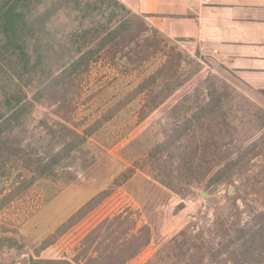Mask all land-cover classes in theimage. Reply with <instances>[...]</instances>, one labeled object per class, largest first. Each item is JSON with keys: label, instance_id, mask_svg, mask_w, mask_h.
I'll return each mask as SVG.
<instances>
[{"label": "rangeland", "instance_id": "rangeland-1", "mask_svg": "<svg viewBox=\"0 0 264 264\" xmlns=\"http://www.w3.org/2000/svg\"><path fill=\"white\" fill-rule=\"evenodd\" d=\"M50 1L41 0L38 7L54 11ZM106 9L104 15L95 12L76 21L60 8L47 28L55 38L100 23L117 28L116 8ZM131 13L124 38L119 36L87 68L79 69L68 89L36 101L37 82L23 87L25 99L35 106L23 125L0 141V264H102L145 226L151 230V242L125 264H156V255H165L173 238L186 229L191 234L205 231L234 187H243L238 180L234 186L207 187L208 178L200 182L197 176H187L183 164L193 155L198 163L202 155L208 160L199 170L208 169L209 176L215 170L212 161L223 144L217 143L221 141L215 129L202 136L195 118L201 102L208 100L213 77L233 87L192 44L166 39L150 29L144 17ZM140 22L147 25L142 34ZM138 35L148 40L140 47ZM153 75L157 80H151ZM233 91L239 97L231 94V106L225 107L237 110L230 118L237 148L243 149L264 132L257 127L264 116L259 119L258 108ZM184 97L188 102L177 109ZM70 130L82 140L74 142ZM156 151L159 154L149 160ZM40 163L47 166L44 174ZM253 163L256 168L251 166L244 177L250 206L237 201L243 221L248 220L249 207L260 209L264 202L252 191L264 188V152ZM100 192L55 231L77 206ZM204 241L215 246L218 239L205 231ZM171 262L168 258L158 264Z\"/></svg>", "mask_w": 264, "mask_h": 264}, {"label": "trees", "instance_id": "trees-1", "mask_svg": "<svg viewBox=\"0 0 264 264\" xmlns=\"http://www.w3.org/2000/svg\"><path fill=\"white\" fill-rule=\"evenodd\" d=\"M40 1L0 0L1 142H4L2 138L10 136L23 125L22 122L28 118L30 111L35 106L34 103L25 99L23 87L27 88L32 82H37L35 85L37 92L34 96L36 101L43 98L45 94L51 96L54 92L68 89L71 77L79 69L87 68L90 61L99 56L103 49L113 44L119 36L124 38L129 26L127 18L133 16L117 0H51L49 9L54 8V11L40 9L38 7ZM60 8L75 15L74 20L76 21L87 19L95 12L104 15L107 11L106 8H116V14L119 15L120 20L118 25H120L110 30L100 23L98 28H77L70 37L62 35L55 38L47 25L55 14L57 15ZM115 16L117 17V15ZM109 17L108 22L110 23L113 14L111 13ZM140 24V33L142 34L147 30V25L143 22ZM141 36L136 37L139 40L138 47H140V42L147 40ZM68 42H71L72 45L69 46ZM139 54L135 53L137 56ZM156 78L157 75H153L151 80L155 81ZM217 81L219 80L216 77L209 81L206 94L208 100L201 102L203 107L195 118L202 136H208L207 131L215 129L221 141L217 143L219 146L220 143L223 144V150L212 161L214 163L212 168L215 170L210 176L208 169L202 170V172L199 170V167L201 168L204 163H207L205 159L208 160L202 155L198 159V163L193 162L196 159V156L193 155L191 159L185 157L183 164L186 166L187 176H197L200 182L208 178L207 187L216 184L234 186L236 180L243 183V187L242 185L239 188L234 187L232 195L227 198L228 203L221 207L219 212H215L211 226L205 229L209 235L213 236L214 240L218 239L215 246L211 242L205 244L204 230L191 234L186 229L171 240V246L168 247L167 252L170 250L168 253L166 252L167 254L158 253L156 255V264L166 261L168 258L172 259L171 264H264V202L260 203V209L249 207L251 210L247 221H243V211H240V206L237 203L238 200H241L250 206L247 203L249 193H247L244 184V177L248 170H251V166L256 168L257 165H253V161L264 152V132L256 141L245 145L243 149L237 148L234 136L235 122L232 120L236 116L237 110L234 105L231 110L225 107L226 104L231 106V101L227 100V97L231 94L237 96V94L224 81H220L219 84ZM261 94L264 97V91ZM170 96H167L163 102ZM188 100L189 97H184L176 108L184 106ZM161 104L162 101L155 105L156 107L152 106L151 109H155ZM198 104L200 103L197 102L196 105ZM185 108L189 110V107L185 106ZM257 110L260 114L259 119H262L264 112L260 109ZM231 115H233L232 119ZM257 127L258 131L264 129V122L262 121V124ZM68 134L76 143L78 139L82 140L81 135L75 134L71 130L68 131ZM63 135L67 136V134ZM177 138V140L180 138L178 130ZM238 139L243 143V140ZM66 145L72 147L69 142ZM211 145L216 146V143L213 142ZM194 150L197 151L195 147ZM157 154H159L158 151L150 156L149 160L154 159ZM39 166H41L39 172L44 174L47 166L42 163ZM252 191L257 192L258 197L264 198V188L260 190L255 188ZM101 193L82 205L55 231L65 226L79 210L90 204ZM141 230L139 231L141 235H133L130 239L122 241L123 244L127 242L125 248L115 254L111 252L104 261H101L102 264H125L126 261L135 258L151 242L150 228L145 226Z\"/></svg>", "mask_w": 264, "mask_h": 264}, {"label": "crops", "instance_id": "crops-1", "mask_svg": "<svg viewBox=\"0 0 264 264\" xmlns=\"http://www.w3.org/2000/svg\"><path fill=\"white\" fill-rule=\"evenodd\" d=\"M118 1L166 39L192 44L245 102L264 111V0Z\"/></svg>", "mask_w": 264, "mask_h": 264}, {"label": "built area", "instance_id": "built-area-1", "mask_svg": "<svg viewBox=\"0 0 264 264\" xmlns=\"http://www.w3.org/2000/svg\"><path fill=\"white\" fill-rule=\"evenodd\" d=\"M206 1H208V0H206Z\"/></svg>", "mask_w": 264, "mask_h": 264}]
</instances>
